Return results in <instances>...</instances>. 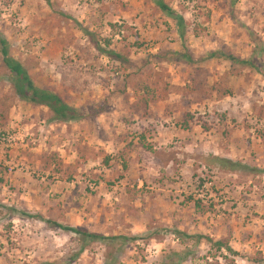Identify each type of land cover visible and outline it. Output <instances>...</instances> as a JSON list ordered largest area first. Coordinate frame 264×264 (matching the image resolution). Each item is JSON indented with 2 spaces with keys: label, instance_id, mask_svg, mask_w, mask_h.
Instances as JSON below:
<instances>
[{
  "label": "rangeland",
  "instance_id": "374dc122",
  "mask_svg": "<svg viewBox=\"0 0 264 264\" xmlns=\"http://www.w3.org/2000/svg\"><path fill=\"white\" fill-rule=\"evenodd\" d=\"M166 2L184 18L183 37L152 0H0L11 55L85 115L55 122L20 100L0 54V264H264V78L206 59L220 50L264 68V0ZM146 86L160 99L134 115ZM52 154L63 166L43 167ZM211 156L263 171L222 170ZM19 211L139 239L88 242L70 261L80 236ZM186 249L184 260L172 255Z\"/></svg>",
  "mask_w": 264,
  "mask_h": 264
},
{
  "label": "trees",
  "instance_id": "16d2710c",
  "mask_svg": "<svg viewBox=\"0 0 264 264\" xmlns=\"http://www.w3.org/2000/svg\"><path fill=\"white\" fill-rule=\"evenodd\" d=\"M153 3L160 9L162 12L167 14L169 17H171L173 20H175L177 30L179 32L180 37H183L184 35V18L182 15H180L178 12H176L167 2L166 0H152ZM108 7V6H107ZM122 30V28L119 29ZM84 31H87L84 29ZM110 43L109 39H104V46H108ZM103 46V47H104ZM101 46H97V48L102 52L105 53L108 56H116L120 57L119 54H116L115 52L111 50L105 49ZM9 43L8 40L3 36V34L0 33V54L2 56V62L5 65V67L10 72V82L12 83V86L14 88V91L17 95V97L22 100L30 103L33 106H45L49 109L51 112V121L55 122H62V123H72V122H78L82 120L85 115L83 111L80 108H77L73 105H70L65 96V89L62 87L61 90L53 91L47 87H40L37 86L29 71L27 68L23 65L22 62L17 60L11 55ZM187 57V55H186ZM212 58H224L226 60H229L233 63H238L242 65H246L252 69H254L258 74H260L264 78V68L263 66L256 60V59H244L240 58L238 56H234L229 53H224L220 50H213L208 53L206 56V59H212ZM64 89V90H63ZM157 93V90H149L148 86L145 87V89L141 92V94L138 95L137 99L130 104V110L132 114L134 115H144L145 111H147V108L149 107L150 102H155L160 97H156L155 93ZM143 111V112H141ZM264 117V106H262L258 111V118L261 120ZM193 117L189 114H186L185 121L191 120ZM207 128V126H205ZM261 135H264V129L261 132ZM103 155V161L105 163H109V156L101 152ZM57 156V155H56ZM55 159L57 164L61 167L63 166V160L61 158H56L54 154L51 156L42 157V164L44 168H48L51 164V160ZM212 163L217 165L220 169L230 171V172H261L263 170H260L256 166H250L248 164H245L241 161H235L230 158L222 157V156H211L210 157ZM191 199V197H189ZM194 205L197 209L201 208L200 200H194ZM11 211H17L15 208L11 207L8 208ZM21 215H25L28 217L37 218L48 225L52 227H58L61 228L64 231H69L71 233H74L83 241L82 246L80 247V250L72 255V257L69 259L72 261L75 257H78L80 253L84 250L85 244L88 242H106V241H115V240H121L122 242L126 243L129 241H135L139 239L137 236H125V235H114V236H106L100 233L96 232H90L87 229L78 227V226H70V225H64L60 224L58 222H55L50 219L44 218L40 214H31L25 211H19ZM172 234H174L178 240L184 241L187 239H191L195 241L196 243H200L202 240H205L210 247H215V249L224 257L227 258L225 254L221 252V250L227 251L231 255H238V252L234 250L228 243H226L223 240H213L210 236L205 234H188L184 231L174 229L171 231ZM149 236V235H146ZM188 254V250H183L181 252H173L172 255L177 256L179 260L186 259ZM114 257L111 256L106 258V261L104 264H114ZM50 264V263H48ZM208 264V262L206 263Z\"/></svg>",
  "mask_w": 264,
  "mask_h": 264
},
{
  "label": "built area",
  "instance_id": "2783aa9c",
  "mask_svg": "<svg viewBox=\"0 0 264 264\" xmlns=\"http://www.w3.org/2000/svg\"><path fill=\"white\" fill-rule=\"evenodd\" d=\"M120 33H123V30H120ZM119 34L117 33L116 36H118ZM90 188H93V184L92 183H89L88 184Z\"/></svg>",
  "mask_w": 264,
  "mask_h": 264
}]
</instances>
